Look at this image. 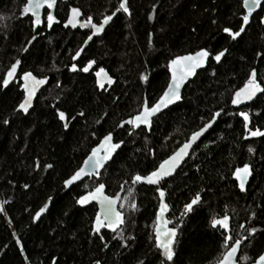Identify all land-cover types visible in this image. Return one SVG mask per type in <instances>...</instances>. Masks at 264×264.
Instances as JSON below:
<instances>
[{"label":"trees","instance_id":"1","mask_svg":"<svg viewBox=\"0 0 264 264\" xmlns=\"http://www.w3.org/2000/svg\"><path fill=\"white\" fill-rule=\"evenodd\" d=\"M25 3L0 0V264H162L154 234L157 190L134 184L132 177L156 169L216 112L220 115L208 135L162 183L169 219L179 230L173 262L166 264H217L236 239L243 240L240 264H252L264 251V136L252 137L249 130L264 131V93L240 109L231 100L252 70L264 87V6L233 40L223 29L239 30L243 0H130V14L118 13L103 35L83 48L90 30L65 27L70 8L98 23L120 0H59L58 23L48 29L45 11L36 30L30 14H22ZM202 48L211 53L207 67L186 85L179 104L154 118L150 132L120 127L144 101L152 104L163 93L174 57ZM223 50V60L216 63L213 56ZM16 60L18 80L3 88ZM89 60L95 67L83 73ZM73 63L80 68L76 72ZM101 68L114 79L108 89L96 85ZM24 72L49 77L27 114L18 110ZM58 110L66 121L59 120ZM240 112L249 115L247 129ZM109 132L123 141L112 161L99 175L66 189L64 181ZM245 163L253 175L241 192L233 175ZM99 183L109 195L122 191L119 209L125 222L115 233H94L97 206L76 202ZM197 193L200 201L182 215ZM132 202L135 209L129 207ZM45 205V213L34 219ZM225 215L227 231L211 225ZM250 228L257 231L249 235ZM226 236L232 237L227 243Z\"/></svg>","mask_w":264,"mask_h":264},{"label":"snow or ice","instance_id":"2","mask_svg":"<svg viewBox=\"0 0 264 264\" xmlns=\"http://www.w3.org/2000/svg\"><path fill=\"white\" fill-rule=\"evenodd\" d=\"M57 0H26V3L23 6V15L30 14V19L32 23L35 25H40L42 23L40 9L44 8L47 13V25L51 27L55 22L56 18L53 15L52 11H50ZM244 8L247 9V14H244L242 17L243 24L239 28V30L233 31L232 29L225 27L223 31L227 33L232 39H236L241 36V33L244 32V26L249 23L250 15L254 8L261 5V0H243ZM118 11H122L124 13H129V8L126 5V0H120ZM116 13H112V15H105L102 21L98 23H93L92 18L89 16L87 21L84 22L81 26L90 27L92 34L87 36V39L84 43H87L89 40H92L93 36L99 35L103 32L104 27L109 21L112 20L113 16ZM81 15V12L78 8H71L70 14L68 15L65 26L71 25L72 27H76L78 23H81L77 19ZM261 23H264V18H261ZM224 51L218 52L214 59L219 61L221 57L224 55ZM80 52L77 51L76 56H79ZM209 56L208 51L201 49L195 53H190L188 55L176 56L169 62V69H171V82L168 83L167 88L163 91V94L159 96V98L152 103L150 106L147 101L141 106V110L130 119L126 121L127 124L132 125L134 128L139 127L141 125L150 126L151 117L156 113L160 112L161 109L166 108L168 105L174 103L175 101L181 99L180 96V87L181 84L191 75H193L196 68L201 67L205 59ZM75 58V57H74ZM95 62L89 60L87 65L82 69L84 72H88L89 68ZM20 64L19 60H16L11 64V67L8 69L6 75L3 77V85L7 86L9 82L15 77L17 73V67ZM72 70H76V65L73 64ZM96 76L98 77L96 83L99 87L103 88L105 83L111 85L113 83L112 78L105 72L103 68L99 69L96 72ZM102 77V79H101ZM24 84V98L19 103L18 109L24 113H28L29 109L32 107L33 97L36 95L37 88L45 83L46 78L38 79L31 72H24L22 77ZM141 79H147L145 76H141ZM257 93H264V87L261 86V83L257 82L256 72L252 70L247 81L244 83V86L235 92L232 97L231 103L233 105H238L243 101L251 100L253 97L257 95ZM57 115L60 121H66V115L63 111H57ZM80 115H83L81 112ZM220 115V112H216L213 114L212 121L216 119ZM240 116L243 117L244 127L247 129L249 124V115L247 112H240ZM212 121L206 123L201 129L195 131L191 134V137L172 155H170L167 159H165L160 165L154 170L151 171L148 175H135L132 177V182H146L148 184L157 185V191L159 192L160 197V208L159 212L156 215V224H155V245L157 249H162L161 255L165 257V261H162V264H166V262H173L174 258V248L173 245L175 243V238L177 235L176 227H167L168 221L162 219V214L167 211L168 205L164 202L165 192L159 187L160 182L165 178L170 176L177 168V166L181 163L185 156L189 154V149L192 144L201 136L202 133L205 132L211 126ZM3 123L7 124L8 120L5 119ZM63 127L67 129L69 127L68 123L65 122ZM249 135L252 137L264 136V131L260 129L249 130ZM120 147V143H113L112 133L109 132L107 135L103 137L97 147L92 148L90 155L83 162V165L76 170L73 175L64 181V186L67 187L71 185L73 182L81 180V178L85 175L91 177L94 174L99 175V170L104 167L105 162L108 161L112 153L115 152L116 149ZM249 152H252L253 149L249 148ZM51 167V165H48ZM234 175L236 179L239 181V187L241 191L245 190V182L247 178L251 175L250 166L245 163L243 167H238L235 169ZM27 187V185H25ZM105 185L103 183H99L93 190L88 191L86 194L81 195L79 199L76 201L80 205H86L92 201L98 202L101 205L102 211L96 215L95 218V227L94 231L99 233L102 228H109L115 230L119 225L124 223L122 213L116 210L117 198L110 197L105 195L104 193ZM131 191V189H129ZM51 199V197H49ZM201 197L199 193L191 200L190 203L184 205L185 213L191 212L193 210V206L196 205L200 201ZM123 206V205H121ZM41 207L35 214V217H39L41 213L45 211V208ZM129 207L135 209V202L129 204ZM3 211L2 205H0V212ZM229 217L225 215L222 219L211 220V225L213 227L219 225L222 229H229ZM243 227V225H241ZM249 235L254 234L257 229L250 228ZM247 238V237H245ZM232 239L231 236L225 237V242L227 243ZM241 239H236L234 243L223 253L222 258L217 261V264H236L235 257L237 255L238 248L241 244ZM99 264V261L96 262ZM255 264H264V253L260 254L256 259Z\"/></svg>","mask_w":264,"mask_h":264},{"label":"water","instance_id":"3","mask_svg":"<svg viewBox=\"0 0 264 264\" xmlns=\"http://www.w3.org/2000/svg\"><path fill=\"white\" fill-rule=\"evenodd\" d=\"M129 1L130 0H126V5H127V7H128V4H129ZM58 2H59V0H57V3L55 4V6L50 10V11H52V13H53V15L55 16V18H56V15H55V13H56V8H57V4H58ZM262 6H264V0H261V5L260 6H258V7H256V8H254L253 9V11H252V13H251V15H250V20H249V23L251 22V19H252V17H253V15L255 14V13H257L261 8H262ZM74 6H72L71 8H73ZM71 8H70V10H71ZM75 8H77V7H75ZM243 8H244V3H243ZM79 9V8H78ZM118 9H119V7L114 11L116 14L113 16V18H112V20L111 21H109V23L108 24H106L105 25V27H104V30H103V32H101L99 35H95V36H93V38H92V40H89L87 43H84V45H83V48H85V47H87L88 46V44L90 43V42H92L93 41V39L94 38H97V37H100V36H102L103 35V33L105 32V30L108 28V26L112 23V21L114 20V18L117 16V14L118 13H120V12H122V11H118ZM80 10V9H79ZM244 10H245V14H247V9H245L244 8ZM45 9L44 8H41L40 9V14H41V20H42V23H43V18H44V13H45ZM80 12H81V15L79 16V17H77V19L79 20V21H81V23H78L77 24V26L76 27H72L71 25H68L67 27H69V28H72V29H76V28H87V29H89L90 30V35L92 34V32H91V29H90V27H85V26H81L84 22H85V20L83 19V14H82V11L80 10ZM113 12V13H114ZM70 14V13H69ZM110 15H112V13L110 14ZM263 18H264V16H263ZM102 21V20H101ZM41 23V24H42ZM56 23H58V20H57V18H56V20H55V22L52 24V26L51 27H48V29H51L52 27H53V25H55ZM249 23L247 24V25H243L244 26V29H246L247 28V26L249 25ZM40 24V25H41ZM65 24H66V22H65ZM64 24V25H65ZM243 24V23H242ZM40 25H35V24H33V26H34V29L36 30ZM48 26V25H47ZM66 27V26H65ZM245 31V30H244ZM244 32H242L241 33V35L243 34ZM237 38H239V37H237ZM236 38V39H237ZM234 40V39H233ZM202 49H204V50H206V51H208V53H209V56L205 59V62H204V64L201 66V67H199V68H196L195 69V71H194V73H193V75H191V76H189L182 84H181V87H180V96H181V99H179V100H177V101H175L174 103H172V104H170V105H168L166 108H163V109H161V111L160 112H158V113H156L154 116H152L150 119H151V123H150V126H144V125H141V126H139V127H133L132 125H130V124H127L126 123V121L128 120V119H130L131 117H128L127 119H125V120H123L122 122H121V124H120V127H124V126H130V127H132L133 128V130H135V131H137V130H139V129H142V128H145L148 132H150L151 131V129H152V124H153V120H154V118H156L157 116H159L160 114H162L163 112H165L166 110H168L169 108H171V107H173V106H176L177 104H179L180 102H181V100H182V95H183V91H184V89H185V87H186V85L197 75V73L199 72V71H201V70H203V69H205L206 67H207V65H208V61H209V59H210V57H211V53H210V51L209 50H207L206 48H202ZM201 50V49H200ZM197 51H199V50H197ZM197 51H195V52H197ZM224 51V53L226 54V52H227V50H223ZM195 52H193V53H195ZM221 52V51H220ZM188 54H190V53H188ZM188 54H183V55H188ZM225 54L221 57V59L219 60V61H216L215 59H214V56L216 55H214L213 56V59L216 61V63H220L222 60H223V58H224V56H225ZM183 55H178V56H183ZM175 58V57H174ZM173 58V59H174ZM92 61H94V60H92ZM95 62V61H94ZM73 64H75L76 65V70L75 71H73L72 70V67H71V71L72 72H76V71H78L80 68L77 66V64L76 63H73ZM72 64V65H73ZM87 65V64H86ZM85 65V66H86ZM168 65H169V63H168ZM85 66H83L82 67V69L85 67ZM95 66V63L89 68V71L88 72H84V71H82V69H81V71L83 72V73H89L92 69H93V67ZM19 65H18V67H17V73H16V75H15V77L9 82V84L7 85V86H4L3 85V88H7L13 81H15V80H18V75H19ZM10 68V67H9ZM8 71V70H7ZM168 71H169V76H170V78H169V82L168 83H170L171 82V69H169V67H168ZM105 72L112 78V80H113V82H114V79H113V77H112V75L107 71V70H105ZM7 73V72H6ZM32 73V72H31ZM34 76H36L38 79H41V78H46V80H45V83L44 84H42V85H40L38 88H37V90H36V95L33 97V100H32V107L29 109V111L33 108V106H34V103H35V100H36V98L38 97V95H39V93L41 92V90L42 89H44L47 85H48V83H49V77H47V76H45V77H39V76H37V75H35L34 73H32ZM22 77H23V74H22V76L20 77V80H21V82H22V89H23V84H24V81H23V79H22ZM95 79H96V81H97V79H98V77L95 75ZM101 79H102V77H101ZM113 84V83H112ZM111 84V85H112ZM96 85H97V83H96ZM111 85H109V84H107V83H105V85H104V87L103 88H101V87H99L98 85H97V87L100 89V90H102V89H104V88H110V86ZM244 86V85H243ZM243 86H241L240 88H242ZM167 88V87H166ZM165 88V89H166ZM240 88H238L236 91H238ZM235 91V92H236ZM23 92H24V89H23ZM235 92H234V94H235ZM163 94V93H162ZM161 94V95H162ZM234 94H233V96H234ZM261 95V93H257V95L255 96V97H253L251 100H247V101H243L242 103H240V104H238V105H233L232 103H231V105L234 107V108H236V109H240V108H242L243 106H247V105H249V104H251V103H253L259 96ZM23 98H24V96H23ZM23 100V99H22ZM148 103V102H147ZM149 104V103H148ZM151 104H149V106H150ZM19 110V109H18ZM20 111V110H19ZM28 111V112H29ZM22 112V111H21ZM24 113V112H23ZM25 114H27V113H25ZM217 119H218V117H216V119L214 120V121H212V123H211V126L208 128V129H206L205 130V132L204 133H202L201 134V136L192 144V146H191V148L188 150L189 151V154L187 155V156H185L184 157V159L181 161V163L177 166V168H176V170L170 175V176H168V177H165L161 182H160V185H159V187H161L162 188V183L164 182V181H166V180H168V179H170L171 177H173L176 173H177V171L183 166V164L185 163V161L189 158V156H190V154L192 153V151H193V149L195 148V146L197 145V144H199L207 135H208V133L211 131V129L214 127V125H215V123L217 122ZM201 129V128H200ZM199 130V129H198ZM197 130V131H198ZM112 133V136H113V143H120V147L118 148V149H116L115 150V152H113L112 153V156H111V158L108 160V161H106L105 162V165H104V167L103 168H101L100 170H99V173L100 172H102L103 170H104V168L112 161V159L114 158V156L118 153V151L120 150V148L122 147V145H123V141H116L115 140V138H114V133L113 132H111ZM191 137V136H190ZM189 137V138H190ZM103 139V137L100 139V141ZM100 141L98 142V144L95 146V147H97L98 145H99V143H100ZM186 142V141H185ZM184 142V143H185ZM183 143V144H184ZM182 144V145H183ZM181 145V146H182ZM181 146H179L176 150H178ZM175 150V151H176ZM174 151V152H175ZM173 152V153H174ZM90 153H91V151H90ZM90 153L87 155V157L90 155ZM172 153V154H173ZM171 154V155H172ZM87 157L84 159V161L87 159ZM168 158V157H167ZM166 158V159H167ZM165 160V159H164ZM163 160V161H164ZM83 161V162H84ZM162 161V162H163ZM161 162V163H162ZM82 165H83V163H82ZM81 165V166H82ZM160 165V164H159ZM158 165V166H159ZM249 166H250V169H251V175L247 178V180H246V182H245V190L244 191H241L240 190V187H239V181L236 179V177H235V175H233L234 176V179L236 180V182H237V186H238V188H239V190L241 191V192H246V190H247V188H248V185H249V183H250V180H251V177H252V175H253V170H252V166L250 165V164H248ZM80 166V167H81ZM157 166V167H158ZM240 167H243V166H240ZM78 170V169H77ZM155 170V169H154ZM153 170V171H154ZM73 175V174H72ZM71 175V176H72ZM70 176V177H71ZM94 176H96L95 174L93 175V176H91V177H89V176H87V175H85V176H83L82 178H81V180H78V181H75V182H73L71 185H69V186H67V187H65L66 189H69L70 187H72L73 185H75V184H78V183H80V182H82L83 180H85V179H87V178H92V177H94ZM69 177V178H70ZM68 178V179H69ZM138 183H142V184H144V185H147V186H150V187H155L156 189H157V185H152V184H148V183H146V182H138ZM162 190L165 192V197H164V202L168 205V208H167V211H165L163 214H162V219H164V220H166V221H168V223H167V227H173L172 226V223H171V220L169 219V215H170V207H169V204H168V202H167V197H166V191L162 188ZM87 193V192H86ZM85 193V194H86ZM104 193H105V195H108V196H110V197H116L117 198V204H116V210L117 211H119V212H121L120 211V209H119V202H120V198H121V195H122V191H119L116 195H109L108 193H107V189H106V186H105V190H104ZM157 193H158V198H159V205H158V209H157V213L159 212V208H160V197H159V192L157 191ZM84 195V194H83ZM48 204H49V202H48ZM47 204V205H48ZM91 204H95L96 206H97V213H96V215L98 214V213H100L101 211H102V209H101V205L98 203V202H95V201H92V202H90V203H88V204H86V205H80L79 204V206H81V207H87V206H89V205H91ZM46 209H47V207L45 208V211H46ZM45 211L43 212V213H41L40 214V216L42 215V214H44L45 213ZM122 213V217H123V220H124V222H125V215H124V213L123 212H121ZM157 213H156V215H157ZM40 216L39 217H36V218H40ZM95 218H96V216H95ZM124 225V223L123 224H121V225H119L115 230H112V229H109V228H102L101 230H100V232L99 233H97V232H95L94 230H93V232L94 233H96V234H101L103 231H108V232H112V233H115L116 231H118L122 226ZM94 227H95V219H94V222H93V229H94ZM154 234H155V231H154ZM178 234H179V230H178V228H177V235H176V238H175V241H176V239H177V237H178ZM242 245H243V240H242V242H241V244H240V246H239V248H238V251H237V255H236V257H235V261H236V264H240V262H239V256H240V253H241V249H242ZM162 250V249H161ZM263 253H264V251H263ZM256 261V260H255ZM255 261L252 263V264H255Z\"/></svg>","mask_w":264,"mask_h":264},{"label":"flooded vegetation","instance_id":"4","mask_svg":"<svg viewBox=\"0 0 264 264\" xmlns=\"http://www.w3.org/2000/svg\"><path fill=\"white\" fill-rule=\"evenodd\" d=\"M76 64H77V63H76ZM86 64H87V63H86ZM95 64H96V62H95ZM94 67H95V66H94ZM94 67H93V68H94ZM92 70H93V69H92ZM104 89H105V88H104ZM107 89H108V88H107Z\"/></svg>","mask_w":264,"mask_h":264},{"label":"rangeland","instance_id":"5","mask_svg":"<svg viewBox=\"0 0 264 264\" xmlns=\"http://www.w3.org/2000/svg\"><path fill=\"white\" fill-rule=\"evenodd\" d=\"M85 22H86V20H85Z\"/></svg>","mask_w":264,"mask_h":264}]
</instances>
